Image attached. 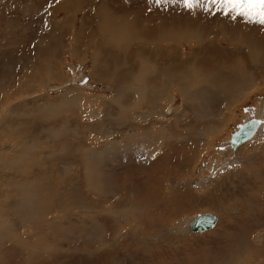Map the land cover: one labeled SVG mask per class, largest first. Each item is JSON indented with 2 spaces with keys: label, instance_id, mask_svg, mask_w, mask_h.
Returning a JSON list of instances; mask_svg holds the SVG:
<instances>
[{
  "label": "rangeland",
  "instance_id": "obj_1",
  "mask_svg": "<svg viewBox=\"0 0 264 264\" xmlns=\"http://www.w3.org/2000/svg\"><path fill=\"white\" fill-rule=\"evenodd\" d=\"M100 1L0 0V264H264V26L113 0L108 28Z\"/></svg>",
  "mask_w": 264,
  "mask_h": 264
},
{
  "label": "bare ground",
  "instance_id": "obj_2",
  "mask_svg": "<svg viewBox=\"0 0 264 264\" xmlns=\"http://www.w3.org/2000/svg\"><path fill=\"white\" fill-rule=\"evenodd\" d=\"M118 1V0H117ZM143 1V0H142ZM131 4V3H130ZM99 5L102 7L101 9L103 10V23H104V20H105V16H106V22L104 23L105 24V26H106V24H108L107 26H108V28H111L114 24H116V22H115V20L117 19L118 21H119V19H123V20H125L126 22H128L126 19H128V18H130V15L132 14V12H133V6L132 5H129V6H123L124 5V3H118V2H116V1H113V0H101L100 1V3H99ZM11 8H13V7H11ZM4 11V10H3ZM100 11V10H99ZM89 13V12H88ZM102 15V14H101ZM133 15V14H132ZM133 17V16H132ZM102 18V17H101ZM180 18H181V16H180ZM174 19V18H173ZM131 20V19H130ZM138 20H139V18H138ZM141 20V19H140ZM155 20V19H154ZM172 20V19H171ZM170 20V22H172ZM194 20V19H193ZM47 21V20H46ZM94 21V20H93ZM131 21H134L133 19L131 20ZM224 22V21H223ZM229 21H227V23H228ZM118 23V22H117ZM142 23V22H141ZM189 23V22H188ZM219 23V22H218ZM226 23V24H227ZM74 24V23H73ZM120 24V23H119ZM122 24H123V21H122ZM223 24H225V23H223ZM225 24V25H226ZM229 24V23H228ZM183 25V24H182ZM182 25H180L181 26V28H179V30H181V31H185L186 30V28H185V26H182ZM185 25V24H184ZM118 26V25H117ZM230 26H232V24L230 25ZM120 27H121V25H120ZM125 27V26H124ZM141 27V26H140ZM143 28V27H142ZM157 27L156 26H152L151 28H149V29H153V31H154V33L155 32H157L156 30H154V29H156ZM212 28V27H211ZM224 28V27H223ZM232 28V27H231ZM134 29V28H133ZM136 29V28H135ZM222 29V28H221ZM220 29V30H221ZM259 29V28H258ZM125 30H128V29H125ZM125 30H124V32H125ZM110 31H112V30H110ZM115 31V30H114ZM203 31V30H202ZM217 31V30H216ZM227 31H229V30H227ZM232 31H233V29H232ZM235 31H236V29H235ZM104 32V31H103ZM109 32V31H108ZM130 32V31H129ZM141 32V31H140ZM159 32H160V30H159ZM201 32V31H200ZM220 32V31H219ZM223 32H225V30H223ZM222 32V33H223ZM237 32V31H236ZM121 33V32H120ZM161 33V32H160ZM166 33V32H165ZM173 32H171V34H172ZM183 33V32H182ZM181 33V34H182ZM190 33V32H189ZM195 33V32H194ZM199 33V32H198ZM203 33V32H202ZM225 33H227V32H225ZM55 34V33H54ZM137 34V33H136ZM141 34V33H140ZM179 34V33H178ZM99 35H101V34H99ZM116 35H118V34H116ZM168 35V34H167ZM173 35H175L174 33H173ZM177 35V34H176ZM180 35V34H179ZM205 35V34H204ZM234 35V34H233ZM238 35H240V34H238ZM107 36V35H106ZM110 36V35H109ZM127 36V35H126ZM152 36H154V35H152ZM183 36V35H182ZM181 36V38H184V36L182 37ZM235 36V35H234ZM233 36V37H234ZM166 37V36H165ZM164 37V38H165ZM191 37V36H190ZM202 37V36H201ZM225 37V36H224ZM105 38V37H104ZM170 38V37H169ZM235 38V37H234ZM250 38V37H249ZM106 39V38H105ZM108 39V38H107ZM131 39V38H130ZM170 39H172V38H170ZM236 39V38H235ZM248 39V38H247ZM252 39V38H251ZM120 40V39H119ZM118 40V41H119ZM141 40H143V39H141ZM161 40V39H160ZM159 40V41H160ZM179 40V39H178ZM183 40V39H182ZM197 40V39H196ZM199 40V39H198ZM246 40V39H245ZM255 40V39H254ZM253 39H252V41H254ZM121 41V40H120ZM119 41V42H120ZM144 41V40H143ZM207 41V40H206ZM68 42V41H67ZM117 42V41H116ZM151 42V41H150ZM156 42H158L157 40H156ZM203 42V41H202ZM260 42V41H259ZM168 43V42H167ZM191 43V42H190ZM211 43V42H210ZM201 44V43H200ZM234 44V43H233ZM237 44L238 43H236V46H237ZM146 45V44H145ZM149 45V44H148ZM152 45V44H151ZM154 45H155V43H154ZM246 45H247V42H246ZM259 45V44H258ZM123 46V45H122ZM157 46V45H156ZM155 46V47H156ZM212 46V45H211ZM239 46H240V43H239V45H238V48H239ZM256 46V45H255ZM254 46V47H255ZM140 47H142V49H143V46L142 45H140L139 44V47L138 48H140ZM254 47H252V51H255L253 48ZM258 47V46H257ZM262 47V46H261ZM167 48V47H166ZM263 48V47H262ZM146 49V48H145ZM250 49H251V47H250ZM255 49H256V47H255ZM73 50V49H72ZM150 50V49H149ZM226 50V49H225ZM249 50V49H248ZM147 51L148 50H145V51H141L139 54L140 55H142L143 53L144 54H146L147 53ZM153 51V50H152ZM180 51V50H179ZM236 51V50H235ZM251 51V52H252ZM74 52V51H73ZM138 52V51H137ZM154 52V51H153ZM169 52V51H168ZM202 52V51H201ZM223 52L225 53V51H223V50H218L217 48L216 49H214L213 50V52H210L209 54H208V56L209 57H220L222 54H223ZM233 52V51H232ZM244 52V51H243ZM149 53V52H148ZM174 53V52H173ZM234 53V52H233ZM241 53V52H240ZM253 53V52H252ZM101 54V53H100ZM154 54V53H153ZM161 54V53H160ZM159 54V55H160ZM165 54V53H164ZM180 54V53H179ZM264 54V53H263ZM155 55H157V54H155ZM162 55V54H161ZM203 55V54H202ZM250 55H252V54H250ZM172 55L170 54V53H167L166 52V54H165V58H166V60H164V62H166V64H168V65H166V66H164L163 65V67H164V69H168V67H169V65L172 63V62H174L173 61V59H172V57H171ZM188 56V55H187ZM240 56H241V54H240ZM239 55L237 56L238 58L240 57ZM94 57V56H93ZM175 57V56H174ZM242 57H243V55H242ZM242 57H240V58H242ZM246 57V56H245ZM134 59V58H133ZM175 59H177V58H175ZM214 59V58H213ZM218 59V58H217ZM246 59H249V56H247V58ZM95 60H98V58H96L95 57ZM114 60V59H113ZM208 60V59H207ZM215 60V59H214ZM228 60V59H227ZM235 60V59H234ZM237 60V59H236ZM236 60H235V62H236ZM250 60H251V56H250ZM104 61H105V59H104ZM185 61V60H184ZM209 61V60H208ZM222 61H224V60H222ZM241 61H243V59L241 60ZM244 61H245V58H244ZM185 62H187V61H185ZM227 61L225 60V63H226ZM247 62V61H246ZM251 62V61H250ZM144 63V62H143ZM221 63V62H220ZM224 63V62H223ZM222 63V64H223ZM233 63H234V61H233ZM261 63V62H260ZM96 64H98V63H96ZM95 64V62H93V66L95 67V68H100V67H98L97 65ZM126 64V63H125ZM153 64V63H152ZM210 64V63H209ZM248 64H249V62H248ZM263 64V63H262ZM141 65V64H140ZM217 65H219V63L217 64ZM227 65V64H226ZM254 65H256V64H254ZM103 66V65H102ZM105 66V65H104ZM132 66V65H131ZM157 66V65H156ZM155 66V67H156ZM257 66H258V63H257ZM92 67V66H91ZM93 67V68H94ZM162 67V68H163ZM219 67H220V65H219ZM238 67V66H237ZM236 67V68H237ZM245 67H246V65H245ZM261 67V66H260ZM147 68V67H146ZM227 68H228V66H227ZM232 68H233V66H232ZM241 68V67H240ZM257 68V67H256ZM149 69V68H148ZM150 69H151V66H150ZM230 69V68H229ZM239 69V68H238ZM238 69H237V71H238ZM62 70V69H61ZM151 70H154V67H153V69H151ZM150 70V72H152ZM169 70V69H168ZM231 70V69H230ZM234 70V69H233ZM258 70V69H257ZM122 71V70H121ZM149 71V70H148ZM147 71V72H148ZM163 71V70H162ZM161 71V72H162ZM165 71H167V70H165ZM240 71V70H239ZM244 71V70H243ZM250 71V70H249ZM146 72V71H145ZM61 73V72H60ZM101 73V72H100ZM137 74V73H136ZM151 74V73H150ZM163 74V73H162ZM161 74V75H162ZM174 73L172 72L170 75H168V73L167 74H165V75H167V77H166V80L164 81V83H163V81H162V85L163 86H168V84H169V82L171 81V77L172 76H174L173 75ZM231 74V73H230ZM229 74V75H230ZM236 75L235 74V72L233 73L232 72V75ZM243 74V73H242ZM41 75V74H40ZM152 75V74H151ZM233 75V76H234ZM254 75V74H253ZM262 75V74H261ZM50 76V75H49ZM131 76H132V74H131ZM176 76V75H175ZM248 76V75H247ZM250 80L252 79V75L250 74ZM256 76V75H255ZM36 77V76H35ZM146 76H144V78H142L141 79V81H145V82H148V80H150L151 81V77H149L148 78V74H147V77L145 78ZM154 77V76H153ZM177 77V76H176ZM244 77H246V74L244 75ZM27 78V77H26ZM37 78V77H36ZM44 78V77H43ZM94 78V77H93ZM155 78V77H154ZM225 78V77H224ZM256 78H257V76H256ZM30 79H32V78H30ZM163 79V78H162ZM165 79V78H164ZM221 79H223V78H221ZM97 80V79H96ZM174 80V79H173ZM259 80V79H258ZM70 81V80H69ZM132 81L133 80H131V82L130 83H132ZM137 80H135V82H136ZM157 81V80H156ZM175 81V80H174ZM182 81V80H181ZM230 81H232V80H230ZM244 81H245V79H244ZM244 81L243 82H240V81H238V80H236V83L234 82V83H231L233 86H234V88H235V90L234 91H237L238 89H237V86H236V84H239V90L238 91H241L242 93L243 92H245L247 89H248V86L249 85H247L246 87L244 86ZM246 81H248V79H246ZM72 82V81H71ZM106 82V81H105ZM142 83V82H140V83H138V86L137 87H134L136 90H144L145 88H150V87H152V86H148V87H146V83ZM180 82V81H179ZM213 82H215V81H213ZM250 82H252V81H250ZM264 82V81H263ZM263 82H262V84H261V86L263 85L264 86V84H263ZM70 83V82H69ZM68 83V84H69ZM136 83V84H137ZM142 83V84H141ZM149 83H151V82H149ZM175 83H176V81H175ZM67 83H65L64 82V86L65 85H68ZM123 84V83H122ZM133 84V83H132ZM247 84V83H246ZM248 84H249V82H248ZM141 85V86H140ZM226 85V84H225ZM257 85V84H256ZM132 86H135V85H132ZM227 86H228V84H227ZM232 86V87H233ZM27 87V86H26ZM31 87V86H30ZM123 87V86H122ZM125 87V86H124ZM216 87V86H215ZM232 87L230 86V84H229V91L231 92V90H232ZM34 88V87H33ZM127 88V87H126ZM228 88V87H227ZM259 88H260V86H259ZM54 89V88H53ZM132 89V88H131ZM168 89V88H167ZM151 90V89H150ZM159 90H161V89H159ZM259 90V89H258ZM133 91V90H132ZM154 91V90H153ZM254 91H257V90H254ZM233 92V91H232ZM149 93V92H148ZM236 93V92H235ZM149 94H151V93H149ZM217 94V93H216ZM231 94V93H230ZM153 95V94H152ZM263 95V94H262ZM12 96V95H11ZM27 96V95H26ZM232 96H233V94H232ZM151 97H154V96H151ZM46 98V97H45ZM113 98V97H112ZM236 98V97H235ZM152 99V98H151ZM155 99V98H154ZM114 100H116L115 99V97H114ZM113 100V101H114ZM119 100V99H118ZM23 101V100H22ZM22 101H20V102H22ZM38 101V100H37ZM112 101V100H111ZM117 101V100H116ZM240 101V100H239ZM24 102V101H23ZM26 102V101H25ZM36 102V101H35ZM154 102V101H153ZM150 103H151V101H150ZM17 105H18V103H17ZM20 105V104H19ZM18 105V106H19ZM22 105V104H21ZM49 105V104H48ZM151 105H153V104H151ZM258 105V104H257ZM261 107H262V105H260ZM15 107H17V106H15ZM20 107V106H19ZM92 107V106H91ZM183 107V106H182ZM10 108V107H9ZM14 108V107H13ZM184 108V107H183ZM8 109V108H7ZM185 110V109H184ZM209 110V109H208ZM100 111H101V109H100ZM119 111V110H118ZM171 111V110H170ZM170 111H168V108H167V110H165V111H161L162 112V115H168V114H170ZM156 112V111H155ZM161 112H160V115H161ZM199 112V111H198ZM176 113V112H175ZM256 113V112H255ZM259 113H262V111L261 112H259ZM258 113V114H259ZM118 114V113H117ZM94 115V114H93ZM146 115V114H145ZM150 115H151V113H150ZM161 115V116H162ZM204 115V114H203ZM254 114H252L251 116L253 117V118H255V116H253ZM256 115V114H255ZM147 116V115H146ZM146 116H144V117H146ZM259 116H261V114L259 115ZM143 117V118H144ZM252 117H248L247 119H246V121L247 120H250V119H252ZM121 118V117H120ZM141 118H142V116H141ZM85 119V118H84ZM93 119V118H92ZM123 119V118H122ZM121 119V120H122ZM197 119V118H196ZM91 120V119H90ZM159 120V119H158ZM158 120H153V122H152V125L153 124H158V125H161V123L158 121ZM184 120V119H183ZM259 122H260V120H258ZM251 122H253L254 123V130L252 131V133L246 138V139H244L243 141H240V142H238V143H236L237 145L238 144H243L244 142H246L249 138H251V137H255L254 135L256 134V131L258 132V130H259V126H258V122L256 121V120H254L253 119V121H251ZM188 123V122H187ZM221 123V122H220ZM115 124V123H114ZM139 125V124H138ZM145 125H150L149 124V122L147 121V123H145ZM142 126L143 125H141L140 124V126H139V128H140V130H139V132H140V134H141V136H143V138H144V135H146L147 134V131L150 129V128H148V129H146L145 128V126H143V128H142ZM221 126V125H220ZM90 127V126H89ZM102 127V126H101ZM104 127V126H103ZM107 127V126H106ZM111 127V126H110ZM258 127V128H257ZM164 128V127H163ZM210 128V127H209ZM217 129H218V127H216ZM109 129V128H108ZM211 129V128H210ZM239 129V128H238ZM39 130V129H38ZM41 131V130H40ZM150 131V130H149ZM48 132V131H47ZM151 132V131H150ZM139 134V135H140ZM50 135V134H49ZM134 135V134H133ZM234 135V134H233ZM233 135H232V137H231V139L229 140V143H232V141H233ZM131 136V135H130ZM133 137H135V136H133ZM140 137V136H139ZM198 137V136H197ZM142 138V137H141ZM147 139H148V137H147ZM132 140V139H131ZM143 141V140H142ZM186 141V140H185ZM139 143H140V141H138ZM112 143V142H111ZM155 143V142H154ZM141 144V143H140ZM154 145V144H153ZM168 145H170V144H168ZM231 146V145H230ZM117 147V146H116ZM170 147V146H169ZM192 147V146H191ZM233 147V146H232ZM109 148V147H108ZM114 148V147H113ZM115 149V148H114ZM119 149V148H118ZM170 149V148H169ZM109 150V149H108ZM122 150V149H121ZM148 150V149H147ZM190 150V149H189ZM263 150V149H262ZM184 154V153H183ZM184 156V155H183ZM186 156V155H185ZM167 157V156H166ZM230 158V157H229ZM250 158V157H249ZM110 159V158H109ZM233 159V158H232ZM249 161V160H248ZM144 164V163H143ZM226 164V163H225ZM184 166V165H183ZM222 166H224V165H222ZM221 166V167H222ZM226 166V165H225ZM249 166V165H248ZM217 168L218 167H216V170H217ZM219 169V168H218ZM233 173V172H232ZM227 175H229L228 173H227ZM231 175V174H230ZM231 176H233V175H231ZM238 178V177H237ZM239 179V178H238ZM237 180V179H236ZM230 181V180H229ZM244 181V180H243ZM247 181V180H246ZM223 182V181H222ZM230 182H233V181H230ZM237 182V181H236ZM235 183V182H234ZM242 184V183H241ZM244 184V183H243ZM222 185V184H221ZM235 186V185H234ZM250 203V202H249ZM255 203H256V201H255ZM250 204H252L253 205V203L251 202ZM260 204V203H259ZM251 205V206H252ZM211 208V207H210ZM212 214V213H211ZM216 217V216H215ZM190 222V221H189ZM216 222H217V217H216V221H215V224H216ZM215 224L212 226V227H210V228H208V229H206V230H203V231H207V230H210V229H212L214 226H215ZM189 224H187V226H188ZM190 229V228H189ZM191 230V229H190ZM203 231H201V232H203ZM197 232H199V231H197ZM237 242V241H236ZM239 253V252H238ZM255 254H257V253H255ZM95 259V258H94ZM233 259V258H232ZM233 261V260H232ZM87 262V261H86ZM55 263H57V262H55Z\"/></svg>",
  "mask_w": 264,
  "mask_h": 264
},
{
  "label": "snow or ice",
  "instance_id": "obj_3",
  "mask_svg": "<svg viewBox=\"0 0 264 264\" xmlns=\"http://www.w3.org/2000/svg\"><path fill=\"white\" fill-rule=\"evenodd\" d=\"M60 0H55L59 3ZM161 4H179L189 13L194 9H202L212 15L222 14L232 20L243 18L247 23L264 26V0H148Z\"/></svg>",
  "mask_w": 264,
  "mask_h": 264
},
{
  "label": "water",
  "instance_id": "obj_4",
  "mask_svg": "<svg viewBox=\"0 0 264 264\" xmlns=\"http://www.w3.org/2000/svg\"><path fill=\"white\" fill-rule=\"evenodd\" d=\"M253 130V122H247L246 124L241 126L233 135V144H236L246 139L252 133ZM215 221L216 217L214 214L199 213L190 220L188 227L192 231H203L212 227L215 224Z\"/></svg>",
  "mask_w": 264,
  "mask_h": 264
},
{
  "label": "crops",
  "instance_id": "obj_5",
  "mask_svg": "<svg viewBox=\"0 0 264 264\" xmlns=\"http://www.w3.org/2000/svg\"><path fill=\"white\" fill-rule=\"evenodd\" d=\"M263 113H264V111H262ZM260 117H262V116H260Z\"/></svg>",
  "mask_w": 264,
  "mask_h": 264
}]
</instances>
